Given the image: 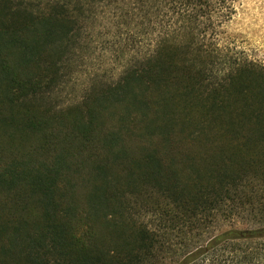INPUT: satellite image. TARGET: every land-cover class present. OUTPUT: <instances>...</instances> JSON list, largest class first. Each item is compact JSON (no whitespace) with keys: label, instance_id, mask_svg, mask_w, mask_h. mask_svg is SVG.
I'll use <instances>...</instances> for the list:
<instances>
[{"label":"trees","instance_id":"16d2710c","mask_svg":"<svg viewBox=\"0 0 264 264\" xmlns=\"http://www.w3.org/2000/svg\"><path fill=\"white\" fill-rule=\"evenodd\" d=\"M239 1L0 0V264H264Z\"/></svg>","mask_w":264,"mask_h":264},{"label":"rangeland","instance_id":"374dc122","mask_svg":"<svg viewBox=\"0 0 264 264\" xmlns=\"http://www.w3.org/2000/svg\"><path fill=\"white\" fill-rule=\"evenodd\" d=\"M227 39L232 41L235 46L244 51L250 59L264 63V0H240L236 5V13L233 19L225 25L224 29ZM121 68L116 69V75H119ZM78 81L76 89H80ZM76 89H71L70 92L74 95ZM254 224L232 223L218 228L216 233L207 235H218L221 230L228 227L243 230L246 228H254ZM222 228V229H221Z\"/></svg>","mask_w":264,"mask_h":264}]
</instances>
